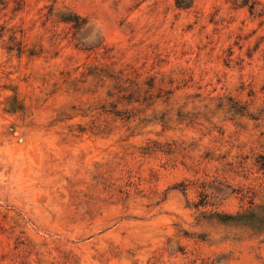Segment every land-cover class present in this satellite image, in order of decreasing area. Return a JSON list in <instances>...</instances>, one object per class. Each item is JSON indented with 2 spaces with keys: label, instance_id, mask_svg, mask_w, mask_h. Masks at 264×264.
Instances as JSON below:
<instances>
[{
  "label": "rangeland",
  "instance_id": "obj_1",
  "mask_svg": "<svg viewBox=\"0 0 264 264\" xmlns=\"http://www.w3.org/2000/svg\"><path fill=\"white\" fill-rule=\"evenodd\" d=\"M0 264H264V0H0Z\"/></svg>",
  "mask_w": 264,
  "mask_h": 264
}]
</instances>
